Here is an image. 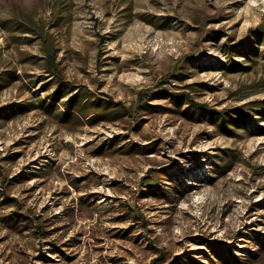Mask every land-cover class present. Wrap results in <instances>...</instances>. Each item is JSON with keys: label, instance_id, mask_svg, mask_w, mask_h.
<instances>
[{"label": "rangeland", "instance_id": "374dc122", "mask_svg": "<svg viewBox=\"0 0 264 264\" xmlns=\"http://www.w3.org/2000/svg\"><path fill=\"white\" fill-rule=\"evenodd\" d=\"M258 27L264 0H0V264H264ZM47 47L98 114L49 105Z\"/></svg>", "mask_w": 264, "mask_h": 264}, {"label": "trees", "instance_id": "16d2710c", "mask_svg": "<svg viewBox=\"0 0 264 264\" xmlns=\"http://www.w3.org/2000/svg\"><path fill=\"white\" fill-rule=\"evenodd\" d=\"M39 34L42 35L41 31L39 32ZM249 39L251 40L256 39V40L263 41L264 40V30L258 27L256 30L252 31V36H250ZM56 57H57L56 50L52 49L51 47H47V52H46V57H45L46 64H47L46 71L51 76L52 84L54 86V91L48 94V101L50 102L49 105H51V102H56L66 96H70L71 97V100H70L71 110H76L81 116H86V117H88L91 114H93V116L98 114L96 113L97 111L87 113L88 109L92 105V100L90 96L88 95V91L80 89V88L74 91L73 87L68 85L69 83L67 82V80H65L64 76L62 75L61 70L59 69V64L56 62ZM230 68H235L236 70H239L238 67H236L233 64L230 66ZM1 84L2 83L0 82V85ZM4 86L2 85V88ZM44 102L45 100H42L40 102V106H42L43 108H45L46 106ZM256 104H257L256 107H252L251 110L259 112L261 115H264V107H262L261 103L260 104L256 103ZM107 106L108 104L102 105V108L105 109L107 108ZM193 106H194L193 112L199 111V109L200 110L207 109L205 106L200 107L196 103ZM245 113L246 111L244 112L241 110H234L233 112H230L228 110L217 111L219 121L218 123H215V124L222 127L224 130H226L228 129L227 127L228 123H234L236 118L242 116Z\"/></svg>", "mask_w": 264, "mask_h": 264}]
</instances>
